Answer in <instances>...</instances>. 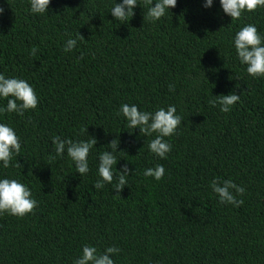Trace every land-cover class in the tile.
Here are the masks:
<instances>
[{"label": "trees", "instance_id": "trees-1", "mask_svg": "<svg viewBox=\"0 0 264 264\" xmlns=\"http://www.w3.org/2000/svg\"><path fill=\"white\" fill-rule=\"evenodd\" d=\"M116 3L51 0L48 12L34 14L30 0H0V74L27 81L39 100L23 116L0 112L21 143L10 167L0 161V179L25 184L38 203L23 218L0 214V264H74L84 245L119 248L114 264H264V78L247 74L234 47L246 24L264 38V7L232 21L220 0L210 8L177 0L153 23L138 0L121 23L111 15ZM69 39L76 47L65 52ZM233 92L240 101L230 112L209 104ZM124 104L153 113L176 107L182 121L165 138L167 158L148 149L156 133L128 128ZM55 136L97 140L86 175L66 151L57 156ZM113 139L114 174L130 169L119 194L115 176L94 188ZM157 164L160 181L144 175ZM214 179L245 188L236 196L244 203L221 204Z\"/></svg>", "mask_w": 264, "mask_h": 264}, {"label": "clouds", "instance_id": "clouds-1", "mask_svg": "<svg viewBox=\"0 0 264 264\" xmlns=\"http://www.w3.org/2000/svg\"><path fill=\"white\" fill-rule=\"evenodd\" d=\"M51 0H30V11L34 14H44L48 12ZM138 0H122V3L115 4L111 9V15L116 21L125 23L129 17H133L134 8ZM149 5L147 18L151 22H156L166 15V11L174 8L177 0H156L153 7V0H145ZM213 0H205L204 7L210 8ZM220 4L225 14L231 17V20H239L242 13L255 12L258 8L264 7V0H220ZM4 8L0 7V15L4 13ZM80 40H84L79 35ZM258 29L253 24L244 25L234 37V47L241 64L247 66V74L253 78H264V43ZM77 41L69 39L66 41L64 51L70 52L76 47ZM36 49H32V55L36 54ZM174 85H169V90L174 91ZM11 97V98H9ZM210 100L212 107L220 106V111L228 113L240 101V95L230 93L228 95L215 96ZM0 98H7L6 108H0V112L16 113L23 116L27 110H35L38 107V96L34 88L25 80L19 78H6L0 74ZM19 102V103H18ZM128 122V128H139L140 133L145 136H151L156 133L154 139L148 144V149L161 159L167 158L172 150V145L165 140L166 137H172L181 124L182 117L177 115V109L174 105H169L167 109L159 108L154 113L140 111L136 105L124 104L120 110ZM87 131V129H86ZM131 133V132H130ZM57 156H63L65 151L68 157L74 162L77 173L80 176L86 175L89 169L88 157L97 140L92 138L89 141L74 142L72 139H61L55 136L52 139ZM111 151H104L99 155L98 175L101 179L97 180L94 188L102 189L105 184H112L114 176L116 183L114 185L117 194L127 185V177L130 176V169L127 164L118 170V175L113 172V166L118 161L114 151H117L119 142L113 139L108 145ZM21 153L20 138L12 127L0 123V161L3 167H10V162L14 154L19 156ZM18 165H21L18 163ZM22 166V165H21ZM165 169L163 165L157 164L154 168L145 170L146 177H153L156 181L163 179ZM214 193L218 195L221 204H231L235 207L241 206L244 201L237 200L236 196H243L245 188L236 185L231 180L220 181L214 179L211 182ZM232 190H235V194ZM38 206L35 199L32 198V192L25 184L16 179H0V214L7 213L18 218L33 213ZM121 250L117 247H107L103 253L98 252L97 248L91 245L82 247V255L74 260V264H114L111 256L118 254Z\"/></svg>", "mask_w": 264, "mask_h": 264}]
</instances>
